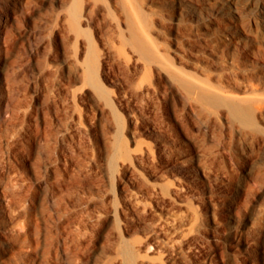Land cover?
<instances>
[{"label": "rangeland", "instance_id": "374dc122", "mask_svg": "<svg viewBox=\"0 0 264 264\" xmlns=\"http://www.w3.org/2000/svg\"><path fill=\"white\" fill-rule=\"evenodd\" d=\"M2 1L0 264H264V0Z\"/></svg>", "mask_w": 264, "mask_h": 264}, {"label": "bare ground", "instance_id": "6f19581e", "mask_svg": "<svg viewBox=\"0 0 264 264\" xmlns=\"http://www.w3.org/2000/svg\"><path fill=\"white\" fill-rule=\"evenodd\" d=\"M1 1L2 0H0V7H1ZM3 2V1H2ZM23 6V5H22ZM24 7V6H23ZM3 8V7H2ZM18 9H19V7H18ZM23 9V8H22ZM4 11V10H3ZM23 11V10H22ZM4 14H5V11H4ZM7 14V13H6ZM2 15L3 14H1V11H0V21L2 22ZM2 17V18H1ZM6 18H7V16H6ZM4 19V18H3ZM3 24V23H2ZM1 23H0V26L2 25ZM2 27V26H1ZM3 32V31H2ZM5 38V37H4ZM1 40H3V38H2V33H1V29H0V41ZM4 41V40H3ZM5 42H7V40L5 39ZM140 44L141 45H144V44H142V42H140ZM6 45V44H5ZM32 47V46H31ZM30 48V47H29ZM24 49H26L25 47H24ZM28 49V48H27ZM26 49V50H27ZM32 49V48H31ZM35 50V49H34ZM33 51V50H32ZM27 52V51H26ZM30 52V51H29ZM33 52H35V51H33ZM32 54V53H31ZM31 54H30V56H29V54L27 55V56H29L30 58L31 57H33V56H31ZM22 56H24V53L23 54H21ZM28 57V58H29ZM24 58V57H23ZM23 58H21V60L23 59ZM27 58V59H28ZM30 58H29V60H30ZM2 59H4V58H2ZM13 59V58H12ZM11 58L10 59H6V61H4L5 62V65H4V67L2 68V70H0V80L2 81V80H4V79H6L5 81L7 82V85L8 86H3V85H0V118H2L3 119V117L4 116H6L8 113H10V110H11V108L12 109H14L13 107H12V103H13V96L14 97H16L15 95H14V92H20V91H18V89L20 88V87H18L20 84H22V83H18V85H16V84H14V82H13V84H11V86H10V84H9V80H14V79H17L18 77H17V75L16 74H14L15 72V69H16V67L17 66H19L18 64H19V62L21 61L19 58H17V59H19L20 61L19 62H17V60H16V58H15V60L16 61H14V60H12ZM24 60L26 61V58H24ZM23 61V60H22ZM32 61V60H31ZM29 61L27 60V63H28ZM25 63V62H24ZM22 64H23V62H22ZM26 64V63H25ZM30 63H28V65H29ZM21 65V64H20ZM31 65H32V62H31ZM33 66V65H32ZM23 68V67H25L24 65L22 66H20V68ZM1 68V67H0ZM15 68V69H14ZM20 68H18V69H20ZM21 68V69H22ZM27 68H29V66L27 67ZM20 69V70H21ZM24 69H26V68H23V72H25V70ZM32 70H33V68H32ZM28 71H30V70H28ZM12 72H14L13 73V75H12ZM21 71H19L17 74L19 75V73H20ZM22 72V73H23ZM32 72V71H31ZM30 72V73H31ZM26 73H27V71H26ZM20 75H23V74H21L20 73ZM27 75V74H26ZM25 75V76H26ZM12 78V79H11ZM20 78V77H19ZM19 80V79H18ZM17 80V81H18ZM95 80H96V82L100 85V82H99V79H98V77H97V75L95 76ZM22 86V85H21ZM5 87V88H4ZM7 89V90H6ZM17 95V94H16ZM230 105L234 108V110L236 111V112H240V110H241V105L239 104V103H237L236 101H233V102H231L230 103ZM13 111V110H12ZM9 115V114H8ZM7 118H8V116H7ZM6 120V119H5ZM3 121V120H2ZM48 195H50V194H48ZM47 195V196H48ZM52 195V194H51ZM53 198V197H52ZM48 199V198H47ZM49 200H51V198L49 197ZM44 201H45V198H44ZM49 202V201H48ZM47 203V202H46ZM50 203H52V202H50ZM127 252H128V254L127 255H129V257L130 258H132L133 257V254H134V252H133V250L128 246L127 247ZM129 258V259H130ZM132 260V259H131Z\"/></svg>", "mask_w": 264, "mask_h": 264}]
</instances>
